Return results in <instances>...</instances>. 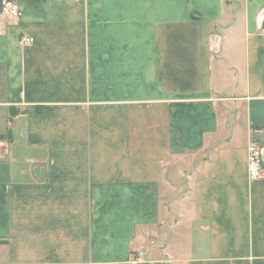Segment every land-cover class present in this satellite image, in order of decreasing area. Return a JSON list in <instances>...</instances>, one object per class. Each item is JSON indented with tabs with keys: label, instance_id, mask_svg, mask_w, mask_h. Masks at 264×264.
I'll return each mask as SVG.
<instances>
[{
	"label": "crops",
	"instance_id": "crops-1",
	"mask_svg": "<svg viewBox=\"0 0 264 264\" xmlns=\"http://www.w3.org/2000/svg\"><path fill=\"white\" fill-rule=\"evenodd\" d=\"M15 1L0 264H264V0Z\"/></svg>",
	"mask_w": 264,
	"mask_h": 264
},
{
	"label": "built area",
	"instance_id": "built-area-1",
	"mask_svg": "<svg viewBox=\"0 0 264 264\" xmlns=\"http://www.w3.org/2000/svg\"><path fill=\"white\" fill-rule=\"evenodd\" d=\"M23 9L19 3L15 0H4L1 5L0 14L5 18H19L23 15ZM35 42V38L32 35L20 34V45H31ZM6 142L0 138V157L4 154ZM248 172L252 180H258L263 177V164L264 156L263 149L257 142H251L248 146ZM144 251L140 250L134 256L135 263L138 264H172L170 260H162L160 262L144 260Z\"/></svg>",
	"mask_w": 264,
	"mask_h": 264
}]
</instances>
